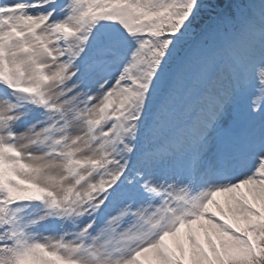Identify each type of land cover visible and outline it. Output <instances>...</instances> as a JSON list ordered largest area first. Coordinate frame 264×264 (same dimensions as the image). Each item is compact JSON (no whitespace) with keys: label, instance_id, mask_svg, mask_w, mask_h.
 <instances>
[{"label":"snow or ice","instance_id":"6c2138e0","mask_svg":"<svg viewBox=\"0 0 264 264\" xmlns=\"http://www.w3.org/2000/svg\"><path fill=\"white\" fill-rule=\"evenodd\" d=\"M0 264H264V0H0Z\"/></svg>","mask_w":264,"mask_h":264},{"label":"rangeland","instance_id":"374dc122","mask_svg":"<svg viewBox=\"0 0 264 264\" xmlns=\"http://www.w3.org/2000/svg\"><path fill=\"white\" fill-rule=\"evenodd\" d=\"M185 82H188L184 85L183 89L181 90V96L185 99L184 104H194L192 99L193 90H198L196 83L193 81L191 77H188Z\"/></svg>","mask_w":264,"mask_h":264}]
</instances>
